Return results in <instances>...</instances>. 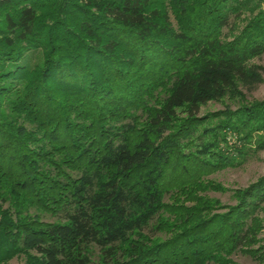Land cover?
Instances as JSON below:
<instances>
[{
    "label": "trees",
    "instance_id": "obj_1",
    "mask_svg": "<svg viewBox=\"0 0 264 264\" xmlns=\"http://www.w3.org/2000/svg\"><path fill=\"white\" fill-rule=\"evenodd\" d=\"M263 54L264 0H0V264L264 263V176L204 194L264 149V99L200 116Z\"/></svg>",
    "mask_w": 264,
    "mask_h": 264
},
{
    "label": "rangeland",
    "instance_id": "obj_2",
    "mask_svg": "<svg viewBox=\"0 0 264 264\" xmlns=\"http://www.w3.org/2000/svg\"><path fill=\"white\" fill-rule=\"evenodd\" d=\"M253 63L257 64L260 67L259 71L263 79L262 82L253 84L251 86H241L240 90L244 93L245 99L244 98L240 99L234 96L231 97L228 96L221 100H211L210 102L202 106L200 116L218 115L226 110L235 111L240 106V103L250 104L256 101L263 100L264 99V54L260 57L254 58ZM212 117H211L210 125L211 127L214 128L217 124H219V121L222 118H216L214 116ZM227 134H231V133L227 132ZM228 140H229V144L232 147V150L242 147L241 144H238L236 142L238 141V139L236 136H234V134H231ZM192 149L195 150L196 148L193 147ZM230 153L231 152L229 151L228 154ZM237 159H240V157L237 156ZM239 161L240 160H237L235 164L229 165L224 168H220L219 170L214 171L209 175L205 176L206 179L210 181H214V183L220 185L223 188L222 190L210 189L204 192V194L207 195L208 197L219 201V204L218 206H216L214 212L224 213L228 211L230 206H234L237 204V200L235 198L236 191L247 188L249 185L258 181L260 178L264 176V149L257 150L254 148H250L248 150V154L246 155V158L243 159L240 163ZM170 194L171 193H167L165 199L167 202L174 203L173 200H171L170 198L171 197ZM145 231L150 237L154 239H158V238L165 239L167 237L164 232L154 231L152 228H147ZM261 237H264V230L261 233ZM90 254L92 259L98 264H108L107 262H105L103 258L104 257L103 251L98 246L93 245L90 248ZM232 259L236 264H264L256 260L251 255L240 251L233 254ZM9 264H25V257L24 256L15 257L12 260H10Z\"/></svg>",
    "mask_w": 264,
    "mask_h": 264
}]
</instances>
